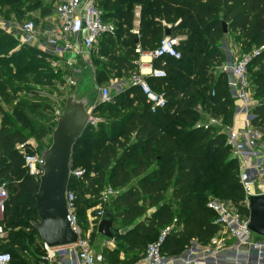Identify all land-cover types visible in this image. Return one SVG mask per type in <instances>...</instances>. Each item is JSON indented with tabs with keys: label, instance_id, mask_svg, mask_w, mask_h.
<instances>
[{
	"label": "trees",
	"instance_id": "16d2710c",
	"mask_svg": "<svg viewBox=\"0 0 264 264\" xmlns=\"http://www.w3.org/2000/svg\"><path fill=\"white\" fill-rule=\"evenodd\" d=\"M156 2L160 9L148 22L141 21L139 38L130 31L132 25L128 13L116 8L113 13L108 14L105 11L107 6L101 7L106 18L113 15L125 17L127 20L124 28L117 24L120 28L117 31L120 39L106 35L99 41V57H109L105 73L110 74L115 70L128 72L134 69V60L139 55L135 52L136 45L140 44L144 51L153 50L160 42L157 39L163 38L165 29L170 27L171 37L179 39L182 57L179 60L165 57L157 60L155 65L161 66L164 63L167 73L171 68L175 73H182L184 54L193 60L190 63L193 81L182 85L177 78H172L169 85L176 86V89L167 91L168 105L163 110L152 113L146 104L138 121L131 124L129 130L130 133L134 132L136 145L140 147V151L133 150L129 155L131 162L119 153L116 138L105 139L103 134L93 136L89 127L85 128L75 144L71 161L73 163L86 159L91 172L85 171L82 180L100 197L105 185L118 191L111 199L109 210L114 212V223L120 220V225L125 228L115 240L124 239L128 246L123 251L127 262L138 259V249L153 242L150 240L158 234L157 239L159 233L169 226L172 229L164 244V250L168 253L181 251L192 239L208 240L218 230L213 214L206 207L209 195L224 201L243 200L238 169L232 171L236 160L230 159V155L224 156L221 165L224 171L218 174L213 173L214 163L205 159L212 155L222 156L224 150H230L226 145L221 147L222 142L225 143L222 133L214 135L211 133L212 127L203 130L195 125L182 129L179 123L173 127L169 124L163 126L164 115L171 110H180V115L184 117L195 116V108L199 103L210 110L218 108L221 110L219 114L223 112L227 116L232 105L227 83L223 80L224 75L215 80L212 70L214 61L223 56L220 47L228 35H232L238 42L241 55L253 53L250 64L256 69L250 78L255 87L258 104L255 106L252 122L254 126L264 127V0ZM108 4L111 5V0ZM224 24L227 26L226 32ZM103 75L104 72L97 70V76ZM168 76L164 79L149 78L148 81L158 90ZM103 81H108L107 77ZM2 85L0 81V94L7 98ZM180 86L187 88L183 90ZM212 91L215 92L214 96L211 95ZM126 94L139 96V102L145 101L136 89H128L122 95ZM174 96L180 97L172 99ZM117 100L115 103L121 101L122 97ZM219 114L214 117L220 116ZM188 122L192 123L191 117ZM25 140L27 137L21 128L4 123L0 129V184L6 183L9 189L7 207L1 223L6 229L11 228L5 238L11 251L15 253L14 257L10 252L11 263L17 260L14 264H29L20 258L21 252H27L30 258L38 262L41 255L35 251L40 250L43 254L42 242H36L39 238L34 234L36 230L32 226V222L38 220L34 194L38 190L39 181L28 175L22 157L13 147L16 142ZM74 166L72 164L73 168ZM79 181L70 178L69 188L77 192L80 188ZM170 186L173 188L174 201H168L166 197V190ZM87 193L88 190L81 187L82 196ZM77 203L79 209V198ZM86 203L87 206L90 205L89 200ZM173 203L176 204L175 210ZM153 206L156 207L155 211L146 215L147 210ZM16 228H19L20 233H13ZM2 239L0 237V242ZM2 249L3 245L0 244V251ZM118 258L119 255L114 253L108 260L117 262Z\"/></svg>",
	"mask_w": 264,
	"mask_h": 264
},
{
	"label": "built area",
	"instance_id": "2783aa9c",
	"mask_svg": "<svg viewBox=\"0 0 264 264\" xmlns=\"http://www.w3.org/2000/svg\"><path fill=\"white\" fill-rule=\"evenodd\" d=\"M139 11L135 15L140 17ZM0 32L11 36L19 46L29 47L52 59L62 61L70 69L66 86L71 89L77 83L76 61H88L98 52V43L103 36H115L116 21L106 18L98 0H52L50 11L42 19L27 18L24 20L7 19L0 15ZM135 52L139 54L136 67L128 71V75L118 80L111 79L99 85L97 94L88 110L87 127L94 129L101 123L98 107L115 103L113 89L119 96L128 89H136L144 97L145 103L152 113L167 108L168 95L153 88L148 79H164L168 76L166 69L156 66L155 62L165 57L181 59L179 39L164 36L157 47L144 51L139 44ZM253 53L243 54L232 59L226 52L223 73L229 93L234 99L237 114L243 116L241 127L235 124L228 129L225 144L230 149L239 168L238 179L242 189L241 205L227 204L219 198H211L206 207L214 216L218 230L206 241L192 239L181 251L168 253L164 250L165 241L172 229L166 227L158 238L147 244L143 254L133 261H125L119 256L117 262L95 251L91 233L104 214L105 208L96 207L90 215V227L82 228L78 216V195L74 189L67 188L66 198L68 220L79 238L74 244L48 247L42 243L43 254L39 264H264V236L253 232L248 224L250 209L249 195H264V127L253 125L254 109L258 104L255 90L248 72V65ZM148 57V59H144ZM83 60V61H82ZM214 96L215 92L212 91ZM216 122V118L212 119ZM205 129L212 124L204 125ZM35 140L18 142L17 151L23 159V165L29 176L39 181L43 173L44 160ZM85 170L71 167L70 178L80 180ZM118 194L106 186L101 194L100 203ZM9 189L6 183L0 184V237L7 235L4 219ZM113 240V239H112ZM10 252L0 251V264H10Z\"/></svg>",
	"mask_w": 264,
	"mask_h": 264
},
{
	"label": "rangeland",
	"instance_id": "374dc122",
	"mask_svg": "<svg viewBox=\"0 0 264 264\" xmlns=\"http://www.w3.org/2000/svg\"><path fill=\"white\" fill-rule=\"evenodd\" d=\"M108 1L109 0H98L99 4L106 5L108 7L107 9L113 11L116 8H121L125 11L124 13H128L131 17L130 24L133 22L132 15H134L136 11L140 12L139 16L142 20L148 22L150 18L154 17L160 9L156 0H111V5L108 4ZM51 4L52 0H0V15L7 19L19 21L27 18L42 19L43 15L50 11ZM109 19L115 20L118 27L124 28V25L127 23L125 17L120 18L112 15ZM118 27L117 31L120 29ZM115 37L116 39H120L117 32ZM161 38L162 37L158 38L157 42H159ZM0 43V81L3 84L2 88L6 92L7 97L5 98L0 94V129L4 123H8L14 128H21V131L26 135L27 140H35L39 146L48 145L51 142V134L53 129L56 127L58 115L63 111L66 99L74 89V87L69 89L66 86L70 69H68L62 61L52 59L51 57L41 54L32 48L19 46L11 36L6 35L3 32H0ZM97 45L100 49L99 43ZM156 45L157 43L155 46ZM220 50L222 51L223 56L221 59H216L213 65V70L217 75L223 70L226 52L231 53L232 59L241 55V48L232 35L227 36V40L220 47ZM98 52L93 54L92 59H89L88 61H76L74 66L78 69L76 74L77 82L81 83L86 78H89V85L92 86L96 83L99 86L109 82L111 79L118 80L129 74L128 72L120 70H115L110 74H106L105 72L108 68L107 63L109 57H104V59L100 58ZM144 59H148V57H145ZM138 60L139 55L134 61L136 62ZM192 61L191 57H186L183 54L182 69H184V72L175 73L171 68V71L168 72L169 76L164 82V85H159L157 89L160 92L166 93H168L167 91L170 92L171 90H175L176 86L169 85L171 83L170 80L174 77L177 78L182 85L183 83L187 84L189 81H193L194 75L190 67V63ZM255 69L256 68L251 64L248 65L249 76L252 75ZM97 70L104 72V75L97 76ZM105 77H107L108 81H103ZM181 86L180 88L183 90L187 88L186 86ZM252 88H255L254 85H252ZM96 94L97 91L94 95ZM112 94L116 100L121 97L122 100L117 103H110L109 105L102 104L103 106L100 105L101 107H98V115L102 120L98 127L91 130L92 135L96 136L103 134L105 139L116 138V141H118L117 145L119 146V153L124 155L125 158L131 162L129 155L133 150L140 151V147L136 145L134 132L130 133L129 130L131 129V124L138 121L139 115H141L144 108H146V103L145 101L139 102V96H135L134 94H126V96L120 95L119 97L114 89ZM180 96H174L172 99H177ZM229 99L232 101V105L228 109L226 117L223 112L219 114L221 112L220 109L217 108L215 110H210L204 104L202 105V103H199L198 111L195 116L189 115L184 117L180 115V110H171L164 115L163 126L169 124L173 127V125L179 123L182 126V129H189L195 125L196 128L206 130L204 125L212 124V128L210 127L212 130L211 133L214 135L222 133L225 139L228 129L233 125V118L236 114L234 99L231 93H229ZM215 114H219L220 116L214 117ZM190 117L192 119L191 124L188 122V118ZM213 118H216V122H212ZM17 144L18 142H16L13 146L16 150ZM223 145L226 144L222 142V148ZM229 151L230 150L228 149L224 150L222 156L212 155L205 158L214 163L213 173H223L224 168L221 165H223L224 156L230 155V159H234L232 153ZM94 152L95 151L93 150V153ZM21 162L22 159L20 160V163ZM72 164L75 165L74 169H82L91 172V167L87 164L85 158L83 160L73 162ZM236 168H239L237 162L235 163L232 171H236ZM237 172L239 173V170ZM237 172H235L236 176ZM78 183L80 187L77 191L79 198L78 214L80 217V224L82 225V228L86 230L90 227L89 218L90 215L95 213L96 207L100 205L105 208V210L111 209L110 204L112 198L109 197L105 200V202L99 203L100 196L94 189H90L87 183L82 179H80ZM81 187L86 191L88 190V193L82 196ZM172 192L173 188L170 186L166 190V197L168 201L170 199L174 201ZM208 198L211 199L212 197L209 195ZM87 200L90 201L89 206H87ZM226 202L227 204H234L238 206L242 203V201L235 202L232 199H229ZM172 206L173 210H175L176 204L173 203ZM155 209L156 207L154 206L150 207L147 210L146 215H151ZM119 221L118 223H114V226L120 228V231L123 232L125 231V228L120 225ZM6 231L8 235L11 228H7ZM14 232L20 233L19 228H16L13 233ZM34 234L39 238L36 242H42L36 231ZM7 235L3 236V239L0 242V244L3 245L2 250L11 252L15 257V253L11 251L9 242L5 238ZM157 235L150 241H154ZM91 239L97 253H102L107 258H112L114 253H117L119 256L123 254L125 260L123 251L127 249L128 246L124 243V239H109L99 234L97 228H94L92 231ZM30 247L34 249L32 245H30ZM145 248L146 246L139 248L138 251L140 252L137 255L140 256L143 254ZM35 252L36 254L42 255L40 250ZM20 258L22 260H26L29 264H39L37 260L30 258L27 252H21ZM118 260L120 259L118 258ZM16 261L17 260H14L11 264H14Z\"/></svg>",
	"mask_w": 264,
	"mask_h": 264
},
{
	"label": "water",
	"instance_id": "95a60500",
	"mask_svg": "<svg viewBox=\"0 0 264 264\" xmlns=\"http://www.w3.org/2000/svg\"><path fill=\"white\" fill-rule=\"evenodd\" d=\"M224 30L227 31L226 24ZM165 36H171L170 27L165 29ZM89 81L90 79L86 78L81 83H76L66 99L63 111L58 115L51 142L40 149L44 164L38 190L34 194L38 220L32 222V226L42 243L48 247L74 244L79 238L67 218L66 193L70 181L73 149L87 127L88 110L98 89L96 83L91 86ZM247 200L250 209L248 226L256 234L264 236V195H249ZM97 231L113 240L121 234L114 226L112 210L104 211Z\"/></svg>",
	"mask_w": 264,
	"mask_h": 264
},
{
	"label": "crops",
	"instance_id": "0c3cea01",
	"mask_svg": "<svg viewBox=\"0 0 264 264\" xmlns=\"http://www.w3.org/2000/svg\"><path fill=\"white\" fill-rule=\"evenodd\" d=\"M98 4H99V2H98ZM100 5V4H99ZM103 5H100V7H102ZM104 7V6H103ZM102 7V8H103ZM108 7H105V11H107L108 12V14L109 13H113V11L112 10H110V9H107ZM106 12V13H107ZM132 19H133V22L131 23V33L133 34V35H135V36H137L138 38H139V36H140V25H141V21H142V18L141 17H137L135 14L134 15H132ZM166 23H164V25H165ZM164 36H165V32H164ZM229 36V35H228ZM140 45V44H139ZM213 71V73H214V76H215V80H218L222 75H224V78H223V80H225L226 81V74L225 73H223V71H221L218 75L216 74V72L214 71V70H212ZM198 106L199 105H197L196 106V110L198 111ZM242 123H243V116L241 115V114H235L234 115V118H233V124H235L236 125V127H241V125H242ZM176 203V202H175ZM175 206V205H174ZM120 256H123V254H121Z\"/></svg>",
	"mask_w": 264,
	"mask_h": 264
}]
</instances>
